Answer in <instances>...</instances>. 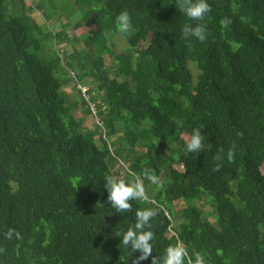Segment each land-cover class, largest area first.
Here are the masks:
<instances>
[{
  "label": "trees",
  "instance_id": "16d2710c",
  "mask_svg": "<svg viewBox=\"0 0 264 264\" xmlns=\"http://www.w3.org/2000/svg\"><path fill=\"white\" fill-rule=\"evenodd\" d=\"M206 2L211 12L192 21L177 0H73L81 14L72 28H85L77 48L64 28L39 24L24 0H0V264H132L139 252L116 234L148 208L159 212L146 229L158 259L181 242L205 264H264V0ZM36 5L46 18L64 14ZM121 11L130 33L115 28ZM200 23L203 42L182 39L185 26ZM65 41L68 51L55 50ZM88 116L95 121L84 128ZM194 129L210 148L186 154ZM144 168L160 185L145 180L149 200L115 213L104 177L131 182Z\"/></svg>",
  "mask_w": 264,
  "mask_h": 264
},
{
  "label": "clouds",
  "instance_id": "9594fccd",
  "mask_svg": "<svg viewBox=\"0 0 264 264\" xmlns=\"http://www.w3.org/2000/svg\"><path fill=\"white\" fill-rule=\"evenodd\" d=\"M176 8L179 12L184 13L189 20L203 21L207 14L211 12V5L206 0H177ZM231 21L225 18L221 21L222 26L227 27ZM115 28L121 34L130 33L133 30L132 21L127 11H121L115 17ZM108 34L105 33V36ZM189 37H195L203 42L206 36V27L204 24L188 25L182 29V39L188 40ZM85 91V90H84ZM210 145H205L204 137L201 135L200 129H194L185 141V153H201L209 149ZM224 150H218L214 159L217 164L213 171H219L222 166ZM227 160L229 163L234 161V152L230 148L227 151ZM133 176L131 182L118 178L113 175L104 177V189L107 192V202L115 210V213L123 214L132 211L131 201L133 200H149L145 189L144 181L147 180L151 184L160 185L159 178L152 173L151 169H142L141 174L130 173ZM159 214L156 208L141 209L135 212V223L133 227H129L123 234L117 232L116 236L120 237V243L125 247H130L131 252H139V255L132 260V264H140L151 257V264H205L204 257L197 253L195 257L189 255L187 249L181 242L170 245L166 248L162 258L158 259L152 255L151 241L155 238L151 230L150 221ZM13 230L9 229L5 234L7 239H11ZM2 251V249H0Z\"/></svg>",
  "mask_w": 264,
  "mask_h": 264
},
{
  "label": "rangeland",
  "instance_id": "374dc122",
  "mask_svg": "<svg viewBox=\"0 0 264 264\" xmlns=\"http://www.w3.org/2000/svg\"><path fill=\"white\" fill-rule=\"evenodd\" d=\"M28 7L26 10L27 12L39 23L41 24L43 27L44 25L49 28L52 31H59L61 28H64L65 32L69 35V38L71 39V42H75V45L77 48L82 47V43L77 41V38L75 35L80 34L82 31L85 30L84 27L79 28L77 30H73L72 28V24L74 23V21L78 18V16H80L81 14V10H79V8L77 6H75L73 3V0H69V3L73 5L74 7V13L71 14L70 16H68L67 14L64 13L65 9L64 7H62L63 5H67L66 1L67 0H42V7L44 8V4H45V11L48 15L52 14V15H58L60 13H64L59 19H54V18H46L44 17V15L42 14V10L39 9L37 7V3L40 0H24ZM9 6L11 7V0H8ZM12 10V9H11ZM72 22V24H71ZM115 41H116V46L119 49H126L127 48V44L125 42V38L123 35H117L115 37ZM71 42L70 41H65L63 43H59L56 44L54 46L55 50H58L59 52L65 51L68 49H70L71 47ZM42 44L44 45V42H42ZM44 49V46H43ZM42 51V50H41ZM41 51L38 52V55L41 56ZM42 57V56H41ZM105 62L108 65V69L111 66L112 59L106 55L105 56ZM72 73V72H71ZM73 74V73H72ZM89 86V84H85L81 86V89L84 91L85 89H87V87ZM80 86V85H79ZM67 92H69L70 95L73 94L72 88L71 86H65L64 87ZM80 114L78 112V110H75V115ZM93 121H95V117H86L85 121H84V128H91L93 126ZM171 152V151H169ZM175 167H177L178 169H182V165L181 164H175ZM161 178L165 179L164 173L161 172ZM147 194H150L151 192L148 191V188H145ZM173 207L174 209H179L184 203L182 200H178V201H173ZM203 210H207L209 209V207L207 205H203L202 206ZM178 213H175V216L173 217V222H179L180 219H178ZM208 219L213 221V217L208 216Z\"/></svg>",
  "mask_w": 264,
  "mask_h": 264
}]
</instances>
